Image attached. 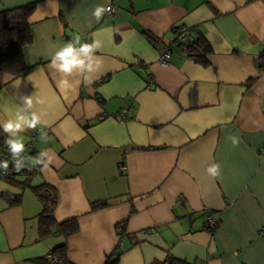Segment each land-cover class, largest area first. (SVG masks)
I'll list each match as a JSON object with an SVG mask.
<instances>
[{
	"label": "crops",
	"instance_id": "0c3cea01",
	"mask_svg": "<svg viewBox=\"0 0 264 264\" xmlns=\"http://www.w3.org/2000/svg\"><path fill=\"white\" fill-rule=\"evenodd\" d=\"M27 3L29 70L0 69V132L10 137L2 125L31 99L24 114L36 113L45 133L16 159L35 169L30 184L56 191L55 222L75 217L78 231L53 225L40 237L42 201L0 178V191L21 193L16 205L0 196V264H49L62 244V264H104L116 251L118 264L162 262L167 252L198 264H264V0H0V11ZM108 4L114 14L97 20L96 7ZM181 24L208 41L203 61L175 47ZM77 37L99 44L93 69L66 76L51 60ZM33 130L19 133L24 146ZM213 164L218 177L207 171ZM204 207L218 220L212 231Z\"/></svg>",
	"mask_w": 264,
	"mask_h": 264
},
{
	"label": "trees",
	"instance_id": "16d2710c",
	"mask_svg": "<svg viewBox=\"0 0 264 264\" xmlns=\"http://www.w3.org/2000/svg\"><path fill=\"white\" fill-rule=\"evenodd\" d=\"M34 3H27L16 7L3 9L0 11V69L7 71L13 75L24 74L29 67L23 60L22 48L31 41V31L28 18L34 9ZM178 26L174 27L175 35ZM149 38L156 42L157 39L151 35ZM175 47L195 59L203 61L202 57L205 53L211 51L210 45L203 35H191L186 40L178 39L175 36ZM170 49L171 47L168 46ZM258 64L259 69H264V52L260 55ZM254 79H250L248 84H252ZM10 137L0 132V162L8 161L7 174L0 178L5 179L19 188L29 187L42 201L43 209L38 215V231L39 236L44 237L51 232V226L56 225L59 232L68 236L78 231V222L75 217L65 219L59 223L55 222L53 211L57 203L56 191L46 182L39 184H30L29 180L35 169L27 168L26 164L20 162L21 170H15L16 162L11 160V153L7 152V139ZM32 153V152H30ZM0 196L7 199L12 205L19 204L21 201V193H12L7 190L0 191ZM106 201H96L92 203L93 208L103 207ZM202 214V213H201ZM203 216V215H202ZM207 230L209 229L205 224ZM65 246L58 245L54 247L51 253L62 257ZM121 251H116L115 255H110L104 264H118ZM64 260V259H62ZM152 264H198L197 262L188 261L172 255L167 252L164 261L153 262Z\"/></svg>",
	"mask_w": 264,
	"mask_h": 264
},
{
	"label": "clouds",
	"instance_id": "9594fccd",
	"mask_svg": "<svg viewBox=\"0 0 264 264\" xmlns=\"http://www.w3.org/2000/svg\"><path fill=\"white\" fill-rule=\"evenodd\" d=\"M111 8H105L102 6H97L93 15L99 20L105 12H111ZM76 44H80L79 38L77 37L74 42L67 43L59 51L55 52L51 60V67L57 71L67 75H71L74 68H87V71L93 69L92 64V54L96 48L99 47L98 43L94 44H80L79 48L75 47ZM83 56L84 58H81ZM85 58L88 60L87 65H85ZM62 84L67 85V80H63ZM25 108L17 112L15 120H9L5 122L2 127L4 132L10 134V138L7 139L6 143L12 154L14 160H16L15 170L19 172L21 170V165L19 160L16 158L24 151L23 139L19 137V133L26 130L27 128L35 129L37 124L40 123V117L36 113H31L30 117L24 114L27 109L32 107V101L29 98H23ZM43 135V133H42ZM15 137V138H13ZM232 139L233 145L237 144L235 137H229ZM0 168L5 170L7 174L8 162H0ZM208 173L212 177H218L220 175V165L213 164L207 169Z\"/></svg>",
	"mask_w": 264,
	"mask_h": 264
},
{
	"label": "built area",
	"instance_id": "2783aa9c",
	"mask_svg": "<svg viewBox=\"0 0 264 264\" xmlns=\"http://www.w3.org/2000/svg\"><path fill=\"white\" fill-rule=\"evenodd\" d=\"M111 8V12H105V15H108V16H112L115 12V8L112 4H108L105 8ZM177 37L178 39L180 40H186L188 38L191 37L192 35V31L189 27H187L186 25L184 24H181L178 26L177 28ZM170 51L171 49L166 46L162 51L161 53L159 54L158 56V61L159 63H161L162 65H167L168 64V60H169V57H170ZM142 64L141 60L140 59H137L136 60V65L135 67H138ZM125 111V110H123ZM105 115V113H101L100 117H103ZM44 135L45 131H42L39 127H36L32 132H31V135H30V139L29 141L27 142V144H25L24 146V151L22 153H20L19 156H22L24 153H30L33 151V148H34V145H35V140L36 138L39 136V135ZM42 135V136H43ZM7 152L8 153H11L9 148L7 149ZM119 171L122 172V173H125L126 172V166L124 163H120L119 166ZM5 174V170L0 168V177L2 175ZM204 217V220H205V223L206 225L208 226L209 229H214L217 224H218V220L216 218H214L213 216V212L210 208L208 207H204L201 211H200ZM259 234L260 235H264V226H262L259 230ZM46 261L49 263V264H62V259L56 255V254H53V253H48L46 255Z\"/></svg>",
	"mask_w": 264,
	"mask_h": 264
}]
</instances>
